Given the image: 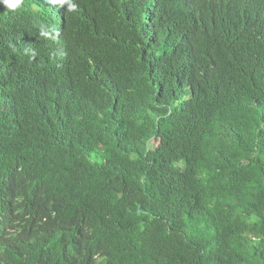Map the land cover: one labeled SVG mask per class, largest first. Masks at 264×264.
Returning a JSON list of instances; mask_svg holds the SVG:
<instances>
[{
	"label": "trees",
	"instance_id": "trees-1",
	"mask_svg": "<svg viewBox=\"0 0 264 264\" xmlns=\"http://www.w3.org/2000/svg\"><path fill=\"white\" fill-rule=\"evenodd\" d=\"M0 264H264V0H0Z\"/></svg>",
	"mask_w": 264,
	"mask_h": 264
},
{
	"label": "rangeland",
	"instance_id": "rangeland-1",
	"mask_svg": "<svg viewBox=\"0 0 264 264\" xmlns=\"http://www.w3.org/2000/svg\"><path fill=\"white\" fill-rule=\"evenodd\" d=\"M155 144V143H154Z\"/></svg>",
	"mask_w": 264,
	"mask_h": 264
}]
</instances>
